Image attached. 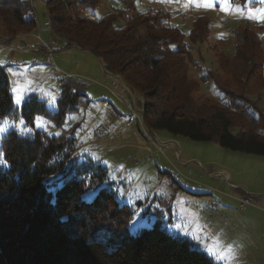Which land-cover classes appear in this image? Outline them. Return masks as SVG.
Returning <instances> with one entry per match:
<instances>
[{
	"label": "trees",
	"instance_id": "1",
	"mask_svg": "<svg viewBox=\"0 0 264 264\" xmlns=\"http://www.w3.org/2000/svg\"><path fill=\"white\" fill-rule=\"evenodd\" d=\"M141 1L114 0V11L97 18L103 0H46V22L55 38L93 53L138 95L149 130L264 156V110L252 99L264 91V23L234 28V53L220 54L219 71L208 69L196 80L189 73L191 47L207 41L210 18H194L186 35L171 25L170 12L142 11ZM37 25L29 0H0L6 34ZM200 83H211L221 99L202 95ZM59 86L56 109L35 94L18 107L0 68V119L21 124L0 140V264H214L156 226L131 235L128 213L104 186L106 169L77 152L74 132L36 127L41 118L62 129L89 104L82 80L63 77Z\"/></svg>",
	"mask_w": 264,
	"mask_h": 264
},
{
	"label": "rangeland",
	"instance_id": "2",
	"mask_svg": "<svg viewBox=\"0 0 264 264\" xmlns=\"http://www.w3.org/2000/svg\"><path fill=\"white\" fill-rule=\"evenodd\" d=\"M29 1L38 23L35 30L9 35L0 26V68L9 76L15 105L20 107L29 94H35L54 110L61 78L72 76L86 84L89 104L68 116L62 129L41 118L36 127L50 134L74 132L77 152L106 169L104 186L115 191L128 213L129 233L156 226L188 240L214 264H264V156L149 130L141 119L138 95L104 71L93 53L45 29L46 0ZM115 6L114 0H103L95 16L101 18ZM149 8L170 12L171 25L186 35L194 18H210L207 41L191 47L194 64L189 73L196 80L208 69L219 71L220 54L234 53V28L248 23L258 29L264 23V0L139 2L140 10ZM44 44L50 47L55 66L48 64ZM200 91L221 99L211 83H200ZM252 99L264 110V91ZM19 127L0 119V140ZM243 199L251 205L243 206Z\"/></svg>",
	"mask_w": 264,
	"mask_h": 264
},
{
	"label": "built area",
	"instance_id": "3",
	"mask_svg": "<svg viewBox=\"0 0 264 264\" xmlns=\"http://www.w3.org/2000/svg\"><path fill=\"white\" fill-rule=\"evenodd\" d=\"M259 6H262L261 4H258ZM118 10L120 9L119 7L117 8ZM44 27L45 29L49 30V31H52V27H51V24L49 22H45L44 23ZM42 31V30H39V32ZM52 35L54 36L53 34V31H52ZM39 40H42V38L40 37V35L37 36ZM44 47H46V49L48 50V64H50L51 66H55V62H54V59H53V53L51 52V49L50 47L48 46V44H44ZM251 205V201L250 200H247V199H243V206H249Z\"/></svg>",
	"mask_w": 264,
	"mask_h": 264
},
{
	"label": "water",
	"instance_id": "4",
	"mask_svg": "<svg viewBox=\"0 0 264 264\" xmlns=\"http://www.w3.org/2000/svg\"><path fill=\"white\" fill-rule=\"evenodd\" d=\"M112 76V75H111ZM113 77H115V78H117V79H119L121 82H122V84L126 87V85L124 84V82H123V80L120 78V77H117V76H113ZM127 88V87H126ZM128 89V88H127ZM129 90V89H128ZM130 91V90H129Z\"/></svg>",
	"mask_w": 264,
	"mask_h": 264
},
{
	"label": "snow or ice",
	"instance_id": "5",
	"mask_svg": "<svg viewBox=\"0 0 264 264\" xmlns=\"http://www.w3.org/2000/svg\"><path fill=\"white\" fill-rule=\"evenodd\" d=\"M211 6H212L211 4H206V5H205V7H211ZM262 18H264V17H262ZM0 131H3V129L0 128Z\"/></svg>",
	"mask_w": 264,
	"mask_h": 264
},
{
	"label": "crops",
	"instance_id": "6",
	"mask_svg": "<svg viewBox=\"0 0 264 264\" xmlns=\"http://www.w3.org/2000/svg\"><path fill=\"white\" fill-rule=\"evenodd\" d=\"M217 6H220V5H217Z\"/></svg>",
	"mask_w": 264,
	"mask_h": 264
}]
</instances>
